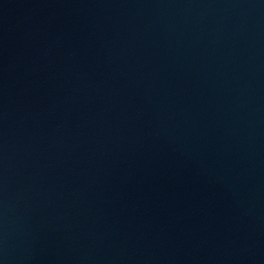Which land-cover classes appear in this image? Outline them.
Here are the masks:
<instances>
[{"label": "water", "instance_id": "95a60500", "mask_svg": "<svg viewBox=\"0 0 264 264\" xmlns=\"http://www.w3.org/2000/svg\"><path fill=\"white\" fill-rule=\"evenodd\" d=\"M0 264H264V0H0Z\"/></svg>", "mask_w": 264, "mask_h": 264}]
</instances>
